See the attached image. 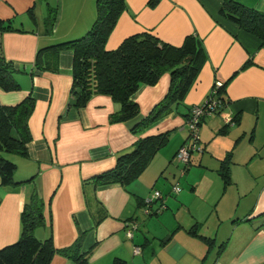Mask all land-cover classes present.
I'll return each instance as SVG.
<instances>
[{"label": "crops", "instance_id": "obj_1", "mask_svg": "<svg viewBox=\"0 0 264 264\" xmlns=\"http://www.w3.org/2000/svg\"><path fill=\"white\" fill-rule=\"evenodd\" d=\"M236 1L264 11V0ZM53 3L0 0V19L15 28L0 33V54L13 64L19 85L12 91L0 87V105H16L29 94L34 99L27 121V156L5 155L15 163L14 179L19 184H0V248L18 240L21 211L35 192L43 201L45 218L44 225L34 230L35 237L50 236L59 249L71 245L82 231V252H91L88 264H113L115 259L125 264H264V45L260 40L220 16L223 0H125L106 49L116 48L131 34L150 31L175 46L185 36L196 35L205 55L183 105L137 136L130 131L132 124L165 96L169 74H162L152 86L142 85L133 95L140 110L135 119L111 123L110 115L120 106L103 94H93L82 108L66 110L72 97L73 52L49 47L76 39L91 26L95 0ZM50 8L56 15L47 31ZM40 49L41 67H37ZM215 81L226 84L227 104L221 114L204 117L199 130L202 151L192 153L189 164L203 172L207 195L200 196V206L190 212L183 199L199 193L201 184L187 178L184 189L177 192L181 201L166 205L170 211L177 207V213L186 206V220L175 214L169 221L165 212L150 205V215L142 219L146 221L137 224L152 189L155 192L157 185L167 186L163 179L171 184L176 177L175 154L188 134L183 114L205 101ZM235 116L238 123L225 126V118ZM166 131L170 132L167 143L137 178L126 185L93 182L112 170L118 155L139 137ZM203 214L214 232L199 230ZM132 222L137 227L128 238L126 230ZM48 264L74 262L56 253Z\"/></svg>", "mask_w": 264, "mask_h": 264}, {"label": "trees", "instance_id": "obj_2", "mask_svg": "<svg viewBox=\"0 0 264 264\" xmlns=\"http://www.w3.org/2000/svg\"><path fill=\"white\" fill-rule=\"evenodd\" d=\"M124 10L125 0H95V18L91 26L80 37L49 48L70 49L73 52L70 90L72 97L65 109L84 107L93 94L107 95L120 106L118 112L110 115L111 123L135 119L140 110L132 99L133 95L142 85L152 86L162 74L168 73L170 84L165 96L146 116L131 126L130 131L140 136L148 127L183 105L186 94L198 77L205 55L200 39L196 35L185 36L183 42L175 46L164 42L150 31L131 34L116 48L106 49V41ZM219 14L241 30L257 37L261 45H264V11L236 0H223ZM55 15V8H50L45 18L47 31L53 28ZM9 30H15L10 21L0 19V33ZM42 51L43 49H40L36 56L37 67H41L39 58ZM15 73L13 64L0 54V87L3 90L18 89ZM215 82L201 105L207 107L212 99L218 103L214 109L199 118L196 124L198 128L196 143L193 142L190 129L186 125L188 134L182 145L195 144V149L190 151L191 153L197 152L198 149L202 151L199 130L204 117L221 114L227 104L223 97L226 84L221 83L216 88ZM193 107L187 108L183 114L185 123L190 119ZM33 108L34 99L30 94L16 105H0V184L3 186L19 184L14 179L15 163L5 155L27 156L26 144L30 140L27 121ZM235 123H238L237 116L229 122L226 121L225 126ZM169 136L170 132L166 131L139 137L129 150L118 155L112 170L97 175L93 182L97 185L111 183L126 185L138 177L154 154L167 143ZM221 176L225 182L228 181L226 171H223ZM20 219L21 234L17 241L0 248V264H48L56 253L72 260L74 264H88L91 252L90 250L82 252L84 238L82 231L78 232L71 245L59 249L54 248L50 236L45 239L35 237L34 230L45 223L43 201L35 192L24 204ZM206 242L211 246L210 239H206ZM113 264L125 263L115 259Z\"/></svg>", "mask_w": 264, "mask_h": 264}, {"label": "rangeland", "instance_id": "obj_3", "mask_svg": "<svg viewBox=\"0 0 264 264\" xmlns=\"http://www.w3.org/2000/svg\"><path fill=\"white\" fill-rule=\"evenodd\" d=\"M52 1H54L53 4L55 6L56 0H52ZM197 152L200 153V150L198 149ZM192 153L194 154L195 152H192ZM191 154H190V156H191ZM174 166H176V172L174 171L176 174V177H173V179H171V181L169 180L171 182V184L168 183V181L163 179V181L167 184V186L163 187V186H161V184H159L155 187V191L161 192V196H162L161 198L162 199L160 200V199L154 198V196H153L154 188H153L152 189L153 191H151V193L147 196V198L145 200L151 201L150 205H151L153 210H155L157 208L158 209L157 212H160V211H161V213L165 212L164 215H165V217H167V219L169 221H170V219L173 218V215H175V214H178L176 216V218H180L181 220H186L187 219L186 217H188V215H189V213L186 209V206H182L181 210L178 211V213L176 211L177 207H176V209H173L172 211H170L169 209L167 210L166 205L167 206H173L174 202H180L181 201L180 200V197H181L180 194L174 193L172 191V187L177 186V187H179V191H180V189L183 190L184 189L183 183L186 182L187 178L195 179L199 182L198 184H201V187L198 190L199 193H196V194L193 193V196L190 193L189 195L185 196V198H187V200L185 198H184L185 200L183 199V201L189 202V205H187L188 210L190 209V212H194V211H196L195 208L200 206V201H199L200 196L203 197V194L205 196L207 195L205 187H204V185L207 184V181H205V179H203V172L200 170H197L195 168V164L193 162L191 163V165H188L187 169L183 173L181 172V170L183 168V163L176 161ZM186 186H187V184H186ZM161 202H163L162 206L160 205ZM138 214H139V212H138ZM144 215L147 216L150 214L145 213V209L143 207L142 212H140V221H137V224L139 222L142 223L143 221H146V220H142V219H147ZM203 216L204 217L201 220L202 225L199 228V230H201L202 232H206L207 230H209V231L212 230V232H214V230H213L214 228H212V227H214V225L212 224V222L210 220H209L210 222L209 221L207 222L206 218H205V214H203Z\"/></svg>", "mask_w": 264, "mask_h": 264}, {"label": "built area", "instance_id": "obj_4", "mask_svg": "<svg viewBox=\"0 0 264 264\" xmlns=\"http://www.w3.org/2000/svg\"><path fill=\"white\" fill-rule=\"evenodd\" d=\"M220 85H221V82H219V81L215 82L216 88L219 87ZM217 103L218 102L215 99H212L208 103L207 107H205V105L203 104V105H200V106H194L192 108L191 117L187 121L186 125L190 129V135H191V138L193 139L194 143H196V141H198V128H197L196 124H197L199 118L202 115H204L206 112H209L212 109H214V107L216 106ZM225 120L228 121V122L230 121L229 118H225ZM195 146H196L195 144H192L191 146H188V145L184 144L177 150V152L175 154V158L177 159V161L183 163V168L181 170L182 173L187 169V167H188V165L190 163V153H191L190 151H193L195 149ZM172 191L174 193H177L179 191V187L173 186L172 187ZM153 196H154V198H159V196H160L159 191H155L153 193ZM144 202H145L144 203L145 213L150 214L151 210H150L149 207H150L151 201L150 200H146ZM136 227H137V225H136L135 222H132V223L129 224V228H127V230H126V236L128 238L132 237V232H133V230L136 229ZM134 252L137 253L138 249H135Z\"/></svg>", "mask_w": 264, "mask_h": 264}]
</instances>
